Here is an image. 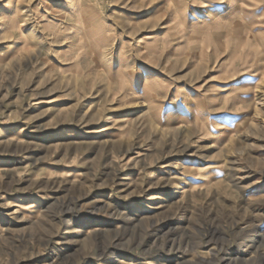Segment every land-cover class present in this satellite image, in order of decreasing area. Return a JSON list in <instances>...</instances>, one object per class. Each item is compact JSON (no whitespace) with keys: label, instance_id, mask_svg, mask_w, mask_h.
I'll return each instance as SVG.
<instances>
[{"label":"rangeland","instance_id":"1","mask_svg":"<svg viewBox=\"0 0 264 264\" xmlns=\"http://www.w3.org/2000/svg\"><path fill=\"white\" fill-rule=\"evenodd\" d=\"M263 32L264 0H0V264H264Z\"/></svg>","mask_w":264,"mask_h":264},{"label":"crops","instance_id":"2","mask_svg":"<svg viewBox=\"0 0 264 264\" xmlns=\"http://www.w3.org/2000/svg\"><path fill=\"white\" fill-rule=\"evenodd\" d=\"M232 3H233V2H231L230 4H232ZM256 36H257V38H259V39L262 40V39H264V32H263V33H258ZM146 79H147V78H146ZM152 79H153V78H151L150 81L153 82L155 78H154L153 80H152ZM147 83H148V80H145L144 85L147 84ZM143 88H144V87H143Z\"/></svg>","mask_w":264,"mask_h":264},{"label":"bare ground","instance_id":"3","mask_svg":"<svg viewBox=\"0 0 264 264\" xmlns=\"http://www.w3.org/2000/svg\"><path fill=\"white\" fill-rule=\"evenodd\" d=\"M148 39V38H147Z\"/></svg>","mask_w":264,"mask_h":264}]
</instances>
